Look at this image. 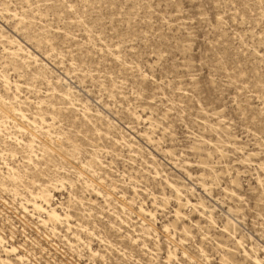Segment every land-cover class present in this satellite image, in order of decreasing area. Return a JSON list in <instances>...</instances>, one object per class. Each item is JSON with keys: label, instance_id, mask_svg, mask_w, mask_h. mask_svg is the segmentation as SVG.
<instances>
[{"label": "rangeland", "instance_id": "374dc122", "mask_svg": "<svg viewBox=\"0 0 264 264\" xmlns=\"http://www.w3.org/2000/svg\"><path fill=\"white\" fill-rule=\"evenodd\" d=\"M2 245L264 264V0H0Z\"/></svg>", "mask_w": 264, "mask_h": 264}, {"label": "bare ground", "instance_id": "6f19581e", "mask_svg": "<svg viewBox=\"0 0 264 264\" xmlns=\"http://www.w3.org/2000/svg\"><path fill=\"white\" fill-rule=\"evenodd\" d=\"M201 185H202V184H201ZM203 186H204V185H203ZM33 197H34L35 199H37V198L40 197V199H43L44 202H45L46 204H48V200H49V198L51 197V191H50V189H49L48 186H44V187L41 189V191L38 193V195H33ZM186 202H189V201L186 200ZM24 209H26V208L24 207ZM32 209H33V210H43V211L46 213L47 219H42V218L40 219L43 223L46 222L47 220H52V219H54V220H59V219L62 217V216L58 213V211H57V209H56L55 207H51V206H49L48 209H45V208H43L42 205H41L39 202H37L36 200L33 201V203H32ZM179 213H180L179 209H176V210H175V214L178 215ZM68 217H69L68 214H64V219H67ZM1 250L3 251V255H5L4 258H1V257H0V262H1V263L14 264V262L11 261V260L9 259V257H8V256H10V255H15V260H16V261H19V262H20V260L23 259V255H17V253H16V247L13 246V245L9 246L8 248H6V247H4V245H2V249H1ZM16 261H15V262H16ZM31 263H32V262H31Z\"/></svg>", "mask_w": 264, "mask_h": 264}]
</instances>
